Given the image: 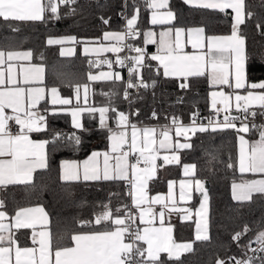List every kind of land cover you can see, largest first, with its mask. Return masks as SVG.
Segmentation results:
<instances>
[{"label":"snow or ice","instance_id":"snow-or-ice-1","mask_svg":"<svg viewBox=\"0 0 264 264\" xmlns=\"http://www.w3.org/2000/svg\"><path fill=\"white\" fill-rule=\"evenodd\" d=\"M78 3L79 0H0V21L9 31L18 32L19 24L59 21L63 18L61 7L68 8L65 17L75 15ZM142 3L151 13L153 26L168 25L175 19L169 9V0H142ZM183 3L222 13L231 9L234 15L230 34L206 35L203 27L175 28L174 36L171 27L159 34L152 30L141 32L138 28L140 7L133 2L132 14L128 17L125 11L129 3L124 0L125 11L120 15L126 24L122 31H104L102 37L91 41L75 36L48 37L46 45L60 46L61 57L74 54V49L65 45L83 43L85 56H95L89 59V68L106 66L108 69L90 70L83 83L69 82L74 93L69 98H63L58 87H47V66L31 63V50L0 47V190L6 191L15 185L35 187L34 174L49 168L50 144L66 142L76 148L81 145L79 133L88 131L82 123L84 114L93 120L98 117L99 129L107 132L108 150L93 151L82 162L61 161L59 181L64 186L112 182L123 188L122 195L109 193L106 201L92 205L89 219L73 217L75 229L80 230L65 231L70 246L54 245L52 221L42 206L18 208L9 216L4 210L5 201L0 200V264H167L161 253L167 254V261L183 264L182 255L193 253L196 241L210 239V202L205 180L197 176V164H182L180 156V152L195 147L192 139L198 134L234 131L238 156L235 162L230 159L226 167L233 171L238 168L242 177L246 173L264 176V124L255 123L258 115L264 117V79L249 80L251 57L246 50V39L241 35V26L255 14L247 10L246 0H183ZM260 6L264 8V0ZM99 19L109 24L110 18L101 16ZM256 28L264 36V19L256 22ZM141 35L145 46H156L155 53L149 54L146 47L130 42ZM188 45L193 52L185 51ZM125 51L134 54L121 55ZM105 53H112L115 58L104 57ZM259 58L264 62V51ZM148 61L157 62L155 77L161 75L162 69V76L180 81L178 87L183 91L191 89L193 78L206 79L210 89L207 123L201 122L198 111H193L189 124L173 114L170 118L166 116L167 124L140 127L130 120L131 115L139 114L138 109L131 113L119 110L115 98L120 97L132 105L143 97L137 95L133 99L131 90L140 93L155 89L156 78L150 77L148 82L142 72L144 68L151 70ZM116 68H126L127 79ZM97 82H111L121 86V91L113 87L102 92L107 99L101 106L88 103L90 94H96L93 85ZM42 102L50 103L51 107L42 108ZM183 102L184 97L175 101L177 104ZM61 113L71 117V133L53 131L48 138H32L33 134L48 133L47 114L57 116ZM150 118L158 120L159 114L153 110ZM110 121L115 123V128L110 126ZM253 130L258 139H246ZM169 165H182L184 179L179 181L178 199L176 181L168 182L166 195H150V181L157 177L160 167ZM231 193L236 202H250L256 194L264 197V178H242L239 183L233 180ZM195 194L201 196L195 212L178 206L190 202ZM114 197L121 201L115 207L112 205ZM124 197L130 203L124 202ZM80 206H88V202L81 201ZM174 213L181 222L195 217L194 241L178 243L173 239L174 226L166 222V217ZM261 223L264 225V221ZM20 230H31L32 246H20L17 238ZM250 233L253 229L247 222L233 228L229 242L223 246L226 255H217L214 264H264V226L251 236ZM233 245L239 249V256L227 255Z\"/></svg>","mask_w":264,"mask_h":264},{"label":"trees","instance_id":"trees-1","mask_svg":"<svg viewBox=\"0 0 264 264\" xmlns=\"http://www.w3.org/2000/svg\"><path fill=\"white\" fill-rule=\"evenodd\" d=\"M135 2L140 7L138 18V28L141 32L150 27L148 22L149 12L146 10L142 0H128L129 7L125 11L124 0H79L76 5V14L64 16L68 8L61 7L60 14L63 17L59 21H48L46 23L35 22L19 24L18 32H11L7 26L0 21V47L11 46L15 49H29L33 52V61L47 66L46 85L56 86L62 92L72 89L69 82L83 83L87 73L97 69L89 68V59L79 51L72 57H61L57 46H47L46 39L54 36L73 35L80 40L100 38L104 31H116L124 28L125 19L120 13L125 11L128 17L132 14L131 4ZM247 10L255 15L248 19L245 25L241 26V34L246 39V50L251 59L248 62V78L250 81L264 79V62L260 61L259 54L264 51V36L260 35L256 28V22L264 19V8L260 5L262 0H246ZM170 7L174 11L175 19L173 26L188 28L192 26L203 27L207 34H226L231 30L232 13L230 10L219 12L212 9H200L185 5L182 0H170ZM103 16L110 18L109 24L105 25L99 19ZM7 37V39H3ZM140 38L132 43H142ZM80 44H77V47ZM146 50L151 53L153 45H146ZM151 66L142 70L146 81L150 82V77L157 80L155 89L141 90L137 93L132 91L133 99L137 95L142 96L140 100L129 105L120 97L115 98L114 103L119 110H139L138 115H132L133 121L139 124L162 123L169 121L167 117L173 114L180 117L182 122H190V114L198 111L199 116L207 121L210 115V105L208 101L209 86L204 78H193L191 89L183 91L178 87L180 81L164 78L161 75L155 77L156 65L153 61H148ZM107 86L110 90L116 87L117 92L121 91V86H114L111 82L96 83L95 87ZM178 97H184V102L175 103ZM195 105V107H193ZM155 110L159 114V119H151V113ZM264 117L257 116V125L262 123ZM48 133L41 134L48 138L53 131H60L65 134L73 131L70 119L66 114L57 116H47ZM83 125L88 131L80 132L81 145L76 148L61 142L58 145L48 146V164L46 171H38L34 174L35 187L15 185L9 186L7 190H1V198L5 201V209L8 213H13L16 209L30 205H42L52 221L53 243L54 245L70 246L69 237L65 236L67 230L71 233L75 229L73 217L89 219L91 217V206L100 201H106L109 193L119 192L123 194V188L112 182H81L71 185H62L58 179L60 161L64 159L79 160L84 158L91 150L106 146L107 133L98 128L97 119H91L88 114L83 115ZM215 136V139H213ZM250 140L258 139V134L253 130L247 134ZM195 147L191 150H184L180 153L183 163L197 164V176L208 182V195L210 202V227L209 241H196L194 252L183 254L181 259L183 264H214L217 255H226L223 246L229 242V233L235 227L242 226L247 222L253 229V233L262 225L264 221V197L259 194L254 195L250 202H236L232 200L230 187L233 182L241 180L243 177L238 172L226 167L230 159L235 162L238 156L237 136L234 131L218 132L216 134H198L192 139ZM180 165L175 166V176L179 174ZM244 176V175H243ZM67 187V191H65ZM154 182H150L149 189L153 191ZM71 193V195L68 194ZM124 202L130 203L126 197ZM198 200L195 196L192 204ZM87 201L88 206L81 207L80 202ZM121 201L113 198V207ZM86 230V229H85ZM28 231L20 230L17 233L20 245H28L30 241L26 239ZM20 235V236H19ZM23 235V236H22ZM22 236V237H21ZM174 238L176 240L192 239V224L176 221L174 224ZM237 255L241 253L234 245L227 255ZM161 257L167 264H177L175 261H167V255Z\"/></svg>","mask_w":264,"mask_h":264},{"label":"crops","instance_id":"crops-1","mask_svg":"<svg viewBox=\"0 0 264 264\" xmlns=\"http://www.w3.org/2000/svg\"><path fill=\"white\" fill-rule=\"evenodd\" d=\"M183 1V0H182ZM169 9L174 13V11L171 9V7H170V0H169ZM226 10H230L231 11V13H232V10L231 9H226ZM234 15V13H232V16ZM150 16H151V13L149 12V15H148V22H149V24H150ZM175 16V15H174ZM173 23H174V20L170 23V24H168V25H155V26H153V25H151L150 24V27L147 29V30H152V31H155L157 34H159V32L160 31H162V30H166L167 28H169V27H171V28H173V36H174V29L175 28H182V27H177V26H173ZM125 24H126V20H125V23H124V26H125ZM196 27H198V26H192V27H188V28H184L185 30H187V29H189V28H196ZM124 29V28H123ZM122 29V30H123ZM122 30H116V31H122ZM205 34L206 35H217V36H219V35H228V34H230V32L229 33H226V34H207L206 32H205ZM242 35V34H241ZM66 36H73V35H66ZM54 37H62V36H54ZM101 37H102V35H101ZM94 39H96V38H92V39H84V41H91V40H94ZM142 39H143V37H142ZM149 45H153V50H152V52L151 53H149V54H152V53H155L156 52V46L154 45V44H149ZM85 45L83 44V43H81L78 47H77V45H70V44H68V45H65V47L67 48V47H72L73 49H74V54L72 55V56H74L75 55V53L77 52V51H79L82 55H85L84 53H83V47H84ZM137 46H142V47H145V45L143 44V40H142V43H140V44H137ZM58 47V52H59V47L60 46H57ZM15 50H21V51H27V50H29V49H15ZM185 51L186 52H189V53H191V52H193V49L191 48V46L190 45H188V46H186V48H185ZM131 54H134V53H131ZM72 56H68V57H72ZM103 56L104 57H108V58H112V59H114L115 57H114V54H112V53H105V54H103ZM89 57H91V58H93V59H95V56H89ZM154 63H155V65H157V62H155V61H153ZM23 63H27V62H23ZM31 63H33V64H42V63H38V62H34L33 60L31 61ZM101 70H103V71H107L108 69H107V67L106 66H104L103 68H101V69H97V70H95V71H93V72H98V71H101ZM116 70L117 71H120L121 72V75L125 78V79H127V72H125L123 69H120V68H116ZM161 70V72H162V69H160ZM5 71H6V68H5ZM97 83H108V82H97ZM95 84L96 83H94V85H93V88H94V86H95ZM48 88H51V87H53V86H47ZM94 90H95V95L94 96H92L91 94H90V99H89V101H88V103H93V104H95L96 106H101V105H103V104H105L106 103V97L105 96H103V95H101V93L102 92H108L110 89L107 87V86H102V87H95L94 88ZM59 91H60V93H61V96L63 97V98H69V97H73L74 96V93H73V89H68L67 91H65V92H62L60 89H59ZM43 107H51V105H50V103H48V104H45L44 102H42V108ZM8 112H10L11 110L9 109V110H7ZM124 112L125 113H131L130 112V110H124ZM61 114H64V113H61ZM48 115H50V114H47V116ZM67 115V114H66ZM68 117H69V119H70V123H71V117L69 116V115H67ZM222 118V117H221ZM133 116L131 115L130 116V120L133 122V123H136V122H134L133 120ZM97 122H98V117H97ZM82 123H83V116H82ZM110 123V126L111 127H113V128H115V123L114 122H112V121H110L109 122ZM167 123H169V121H167V122H162V123H144V124H139V123H136L138 126H140V127H144V126H157V125H164V124H167ZM184 124H189L190 122H183ZM204 123H207V121H205ZM99 128V127H98ZM107 133V132H106ZM32 138L33 139H36V140H39V139H45L41 134H33L32 135ZM182 139V138H181ZM246 139H249L248 137H247V135H246ZM255 140V139H254ZM182 142H183V140H182ZM237 147H238V141H237ZM108 150V141L106 140V146L105 147H103V148H98V149H93V150H91L84 158H82V159H79V160H74V159H64V160H70V161H77V162H82L83 160H85V159H87V157L89 156V155H91V153L93 152V151H99V152H104V151H107ZM181 153V152H180ZM163 154V153H162ZM64 160H61V161H64ZM61 161H60V163H61ZM157 163L158 164H160V165H162V161H160V160H158L157 161ZM101 164H102V157H101ZM175 166H177V165H169V166H163V167H160L159 169H158V171H157V177L154 179V180H152V181H150V182H154V188H153V191H150V189H149V194L150 195H157V194H161V195H166L167 194V191H168V182L169 181H176L177 182V184H176V193H177V199H178V192H179V181L181 180V179H184V177H183V169H182V165H180V167H179V174H178V176H175L174 175V173L176 172V168H174ZM244 176H243V179H259V178H264V176H261L260 174H256L255 176L253 175V174H251V173H246V174H243ZM241 180H239V181H236L237 183H239ZM150 184V183H149ZM207 189V188H206ZM230 192H231V187H230ZM197 195V197H198V200H197V202H196V204L195 205H193L192 204V202H193V200H194V198H195V196ZM231 196H232V193H231ZM200 199H201V196L199 195V194H195L194 196H193V199L190 201V202H188L187 204H179L178 206H180V207H187V208H190L193 212H195V210L199 207V203H200ZM0 200H2V198H1V190H0ZM34 206H42V205H39V204H36V205H30V206H24V207H34ZM43 207V206H42ZM157 209H158V206H155ZM20 208H23V207H20ZM44 208V207H43ZM45 209V208H44ZM17 210V209H16ZM15 210V211H16ZM6 211V210H5ZM15 211L13 212V213H8L7 211V213L9 214V216H11V215H14L15 214ZM45 211H46V209H45ZM47 212V211H46ZM194 219H195V217L193 216V218H192V220H189V221H184V222H181V220L179 219V216L177 215V214H172L171 215V217L169 218V217H166V222H170L173 226H174V224H175V222L176 221H178V222H181V223H191L192 224V239H186V240H176L175 238H174V228H173V233H172V235H173V239L176 241V242H178V243H185V242H192V241H194V239H195V225H194ZM157 226H158V221H157ZM141 227H143L142 225H141ZM26 231H28V234H27V237H26V239H28V241H30V244H28V245H20V246H32L31 245V239H30V237H31V230H26ZM210 231V230H209ZM18 236V235H17ZM20 236V235H19ZM23 236V235H22ZM21 236V237H22ZM17 238H19V237H17ZM19 240V239H18ZM163 254H165V255H167L166 253H161V255H163Z\"/></svg>","mask_w":264,"mask_h":264},{"label":"built area","instance_id":"built-area-1","mask_svg":"<svg viewBox=\"0 0 264 264\" xmlns=\"http://www.w3.org/2000/svg\"><path fill=\"white\" fill-rule=\"evenodd\" d=\"M131 43H132V41H130ZM129 54H131V53H128L127 51H125L124 53H122L121 55H129ZM125 72H127V70H126V68L125 69H123ZM135 89H133V90H131V91H134ZM136 91V90H135ZM201 118V117H200ZM201 122H205L202 118H201ZM262 123H264V119H262V121H261ZM255 123H256V121H255ZM257 124V123H256ZM13 131H15V126L13 125ZM132 160H134L135 159V157H132L131 158ZM141 167H143V165H140Z\"/></svg>","mask_w":264,"mask_h":264},{"label":"water","instance_id":"water-1","mask_svg":"<svg viewBox=\"0 0 264 264\" xmlns=\"http://www.w3.org/2000/svg\"><path fill=\"white\" fill-rule=\"evenodd\" d=\"M205 187H206V188L208 187V182H207V181H205Z\"/></svg>","mask_w":264,"mask_h":264}]
</instances>
